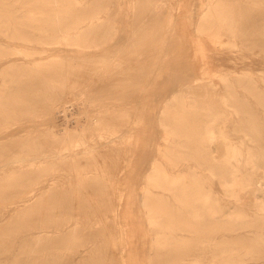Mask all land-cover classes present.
Masks as SVG:
<instances>
[{"label":"rangeland","instance_id":"rangeland-1","mask_svg":"<svg viewBox=\"0 0 264 264\" xmlns=\"http://www.w3.org/2000/svg\"><path fill=\"white\" fill-rule=\"evenodd\" d=\"M6 1L19 18L5 17L11 28L0 32V264H228L226 248L235 249L233 259L241 264H264L263 210L257 211V228L243 219L230 233L183 226L177 217L182 212L175 211L164 219H179L171 232L158 234L146 212L154 200L176 204L171 195L178 192L147 183L153 165L161 174L191 179L189 192L200 187L219 199L225 214L204 210L209 222L251 213L254 201H264V0L216 4L213 16L225 18L218 22L224 25L219 38L196 29L206 0H78L88 8L99 6L113 31L111 39L89 48L64 40L41 42L47 40L42 19L27 18L39 14L38 4ZM106 55L110 62L78 66L81 60L75 59ZM69 57L74 66L67 67ZM245 74L255 81L243 82ZM174 92L211 102L221 113L215 123L221 138L202 140L214 168L228 142L263 153V167L249 172L254 192L245 187L228 197L203 161L189 156L174 161L181 146L172 143L179 140L169 138L159 120ZM182 143L193 148L191 141ZM156 236L170 239L171 247L175 240L179 244L156 250ZM38 238L44 240L34 243Z\"/></svg>","mask_w":264,"mask_h":264},{"label":"bare ground","instance_id":"bare-ground-1","mask_svg":"<svg viewBox=\"0 0 264 264\" xmlns=\"http://www.w3.org/2000/svg\"><path fill=\"white\" fill-rule=\"evenodd\" d=\"M220 1L221 0H206V3H205L204 8L202 10V13L199 15V18L197 19V27H196V29H197V31L199 33H206V35L207 34H211L213 37L214 36L217 37V35H221V31H222L221 29H222V27H224V25H220L221 24L220 23L219 24L220 26H219L218 22L219 21H225V18L221 17L220 15L213 16V13H215V11H216L215 7L221 6ZM29 2L38 4L36 6L39 8V10H38L39 14L37 16L30 15L27 18H29V19H38V20L42 19L41 23L44 26V28L41 31V33H43L41 35H42L43 38H46L47 40H42L41 42H57L58 40H64L65 41L64 44L70 43V44H75L77 46H82L84 48H89V47H95V46L99 45L101 42L111 39V34H112L113 31L110 29L111 23L107 21L108 14H105V16L102 17L100 15V13L102 11H100L101 8L99 6L94 7V8L93 7H89L88 8L87 5H83L84 3H81L78 0H29ZM7 3H8V1H6V0H0V32H2L4 30V27H6V26L10 27V25L6 23L5 17H7L9 19H12V20L16 19L17 17L19 18V15H15V14L12 13V10H11V8H9V5ZM92 4H93V2H92ZM216 4H217V6H216ZM7 5H8V7H7ZM77 5H78V7H76ZM88 5L90 6V3H88ZM69 6H72L70 8L72 10H74L75 12L71 11ZM220 9L221 8H219V10L217 9L219 13L222 11ZM150 12H151V10H150ZM31 14H33V13H31ZM22 18H24V17H21V20H22ZM25 20H26V17H25L24 21ZM85 21H87L86 24L84 23ZM14 22L12 21L13 26L16 27V23L14 24ZM17 22H20V23H22L24 25H27V23H23L20 20H18ZM37 25H38V23H37ZM39 25H41V24L39 23ZM137 26H139V25H137ZM227 26L228 25H226V27ZM47 27L49 28L48 30H47ZM2 28H3V30H2ZM10 28H9V30H10ZM17 28H19V27H17ZM65 28H67V30H65ZM70 28L73 30V32L69 33L68 30ZM182 31H183V29H182ZM14 34L17 35V36L20 35L18 30H14ZM38 35H40V34H38ZM211 35H209V36H211ZM143 36L141 35V37H143ZM207 37L208 36H206V38ZM219 37H217V38H219ZM221 38L223 39L222 36H221ZM138 40H139V42H141L140 39H138ZM17 42H19V41H17ZM136 43H137V41H136ZM38 44H39V42H38ZM28 57H30V56H28ZM75 57H77V56H75ZM108 58H110V55H106V57H91V58L90 57L78 56L75 59L81 60L80 62H77V65L81 66L86 61H92V62H96V63H102V62H105V61H107V62L109 61L110 62L112 59L109 60ZM67 59L71 60V62L68 63L67 67H69V65L74 66V64L72 63V59H74V58L73 57H69ZM67 59H66V61H67ZM57 63H58V61H57ZM117 64L120 65L119 62ZM115 66H116V64H115ZM104 69L105 68H103V70ZM108 69H109V67H108ZM14 71H15V69H14ZM16 71H17V69H16ZM19 74H21V73H19ZM1 75H3V73ZM242 81L246 82L249 85L252 82H254L255 80H254V78H253V76L251 74H245L243 76V78H242ZM219 83L223 84L222 83V78L219 81ZM196 86L198 87V85H196ZM196 86H195V89H196ZM202 87L203 86H201V89H202ZM192 88H194V87H192ZM186 89H188V88H186ZM205 90H204V92H205ZM192 91H193V89H192ZM201 92H202V90H201ZM206 92H207V90H206ZM78 93L81 94L80 92H78ZM190 93H191V91H190ZM197 93H198V91H197ZM188 94H189V92H188ZM195 95L197 96V94H195ZM204 95H205V93H204ZM207 96H208V94H207ZM0 97H2L1 94H0ZM78 98H81V97L78 95ZM158 98H159V95H158ZM206 98H208V97H206ZM200 99H202V98H200ZM200 99H198V97L197 98L194 97V95L191 98L190 96L185 95L182 92H174L171 95L170 100L165 102V103L168 102L167 105H165L166 109L165 110L162 109L161 111H163V113H161V112L159 113L160 115L163 114L162 117L159 115L161 117L159 120H160L161 124L163 125V127H165L169 131V133H170L169 134V138H171L172 140H179L180 141V142L178 141L176 143H172L173 145L177 144V146H181L178 149V154L174 157V161H178L180 159H186L187 156H189L190 158H196V160L203 161L205 163V165H206L205 169L206 168L208 169L209 176L218 179L217 181L220 183V185L222 186V188L224 190V195H226L228 197L229 196H236V193H238V191L240 189H243L245 187H249L254 192L256 190L255 184H254L255 183V177H254V180L252 178H250L249 177V172H251L253 170L257 171L259 168L263 167V165L261 164V160L263 161V157H262L263 153L260 151V153H261L260 155H262V156H260V155L258 156L256 153H254L255 150H251V149H248V148L244 147V145L242 143L228 142V143L225 144L224 157L222 159H219V161L214 162L215 163L214 165H216V166H218L220 168V172H217L216 169H215L216 166L214 168L213 164H212L213 159L209 160L207 158V155L209 154V152L205 148L207 144L202 142V140H205V141L209 140L210 141L211 139L213 140L215 136L217 137L219 135L218 137H220V135H221L220 129L221 128H216L215 123H216L217 120L221 119V116H220L221 113L216 111V110H214L211 107L212 106L211 102L208 103V102H205V101H200ZM208 100H209V98L206 101H208ZM69 106L66 105V106H63L61 108L62 109L65 108L66 109ZM62 109H59L58 112H62V111H60ZM64 113H65V111H64ZM189 114H195V115H197V117L196 118L195 117L194 118H190ZM65 116H67V115H65ZM94 118L92 120H95ZM189 119H191V120L189 121ZM61 120H62V118H61ZM97 120L98 119H96V122H97ZM84 127H86V126H84ZM81 128L83 129V127L81 126V122H77L76 130L80 131ZM47 131L50 132V133H53L55 137H56V135H59L51 127L47 128ZM63 132H66L65 128H64ZM249 138H251V137H249ZM81 141H83V139ZM182 141H191V145L193 146V148L192 147L184 148V143H182ZM208 146H209V144H208ZM175 150H176V148H175ZM257 152H258V150H257ZM170 162H172V160ZM30 167H31V164H30ZM161 172L162 171L159 170V167L157 165H153L150 174L147 176V183L150 184L153 187H157L158 186V187H164V188L166 187L168 189H177L178 192H175V193L173 192L172 195H171V197L173 196V199H174V201L176 203L174 205L173 204H169V202H167L166 200L162 201L161 199L151 201L150 203L147 204L146 212H147V215H148V223H149V225L152 228L156 229V231H155L156 233L163 234L165 230L166 231L168 230V232L170 233L172 228L174 227L175 221L179 220V219H181V221L183 222L182 223L183 226H185V225H187L188 227L189 226H193L196 230H199V231L204 229L208 233H210L212 231H215V230L216 231L217 230H226L227 233H230L232 231L235 232V230L238 231L237 229L242 225V223L239 224L241 222L240 220L243 221V219H246V220L250 219L248 223L250 225H254V227L256 226V228L259 226L258 222L255 221V218L257 217V215H259L257 213L258 210H263L264 211V201H261V200L260 201H254L253 205H252L253 209H252L251 213H249L248 211H246L244 209L247 213H245V214H243L244 212L243 213L241 212V213H238V214L236 213V215L230 216L228 218V221H222V222H219V223L218 222H216V223L215 222H209V220L206 217L204 218L203 212H204V210H206V211L210 210V208H212V207L214 209L216 208V211L218 210V211L223 212L222 210L225 209L224 208L225 206L223 207V205H221V203H219V199L217 197L212 196L208 189L206 191H202L200 189V187L198 188L197 192H195V191L193 193L189 192L188 189H187L188 184H191L193 181L191 179L185 178L184 175H181V176H167V175L164 174V172H163V174H161ZM262 172H263V176L262 177H264V169H263ZM184 173H185V171H184ZM17 176H19V175H17ZM163 178L165 179V182L160 180V179H163ZM141 199H142V195H141ZM196 202L199 203L198 206L195 205ZM250 204H252V202ZM139 205H141V204H139ZM235 210H237V209H235ZM175 211H179L180 213L182 212V215L181 214H180V216H178L179 214L177 215V217L179 219H176V217L174 218V215H173L172 218H170L171 220L164 221V219H165V217L167 215V212H175ZM240 211H242V210L240 209ZM221 214L219 216H221ZM223 217H221V218H223ZM204 219H205L206 222L204 221ZM246 220H244V222ZM263 221H264V217H263ZM35 227L36 226H34V228ZM42 227H43V225H42ZM260 227L264 228V223L261 224ZM250 232H249V234H250ZM19 233L20 232L18 231V234ZM197 233L199 234V232H196V234ZM234 236H235V234H234ZM256 236H257V238H262V237H258V235H256ZM175 239H176V237H175ZM43 240H42V238H40V239L38 238V239H36L34 241V243H38V242L41 243V241H43ZM173 241L174 240H172V242ZM178 241L175 242V244L173 242L172 247H174V246L176 247ZM181 241H182V239L180 240V242ZM170 242L171 241L168 238H159V237L154 238L153 239L154 249H156V250H159V249H163L164 250L166 248L167 249H171L172 247L169 244ZM168 244H169L170 247L167 246ZM234 245L236 246V244H234ZM224 247L225 246H223V248ZM215 249L217 251V248H215ZM218 249H221V248H218ZM240 249H241V247H240ZM172 251H174V250H172ZM242 251H243V249H242ZM151 252H152V250H151ZM222 252L225 253V254L223 253L224 255L222 254L223 255V261L228 262V264H230L229 262H233L232 264H236L234 261L240 262L239 260L233 259L232 255L234 254L235 249L234 250H227V248H226ZM243 252H246V251H243ZM217 255H218V253H217ZM219 255H218V257H220ZM158 256H160V255L158 254ZM215 257H216V255H215ZM211 258H212V256H211ZM245 258L246 257H244V259ZM253 260H255V258ZM24 262H25V260H24ZM23 263L20 262V264H23ZM24 264H28V261H26V263H24ZM214 264H216V263H214ZM238 264H241V262L238 263Z\"/></svg>","mask_w":264,"mask_h":264}]
</instances>
